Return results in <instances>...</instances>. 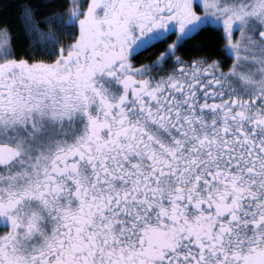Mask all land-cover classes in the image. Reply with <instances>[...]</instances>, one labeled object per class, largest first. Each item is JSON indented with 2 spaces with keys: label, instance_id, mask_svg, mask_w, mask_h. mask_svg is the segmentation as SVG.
<instances>
[{
  "label": "snow or ice",
  "instance_id": "snow-or-ice-1",
  "mask_svg": "<svg viewBox=\"0 0 264 264\" xmlns=\"http://www.w3.org/2000/svg\"><path fill=\"white\" fill-rule=\"evenodd\" d=\"M0 264H264V0H0Z\"/></svg>",
  "mask_w": 264,
  "mask_h": 264
},
{
  "label": "trees",
  "instance_id": "trees-1",
  "mask_svg": "<svg viewBox=\"0 0 264 264\" xmlns=\"http://www.w3.org/2000/svg\"><path fill=\"white\" fill-rule=\"evenodd\" d=\"M195 55V53H193Z\"/></svg>",
  "mask_w": 264,
  "mask_h": 264
}]
</instances>
